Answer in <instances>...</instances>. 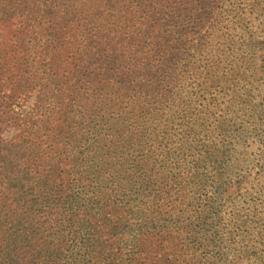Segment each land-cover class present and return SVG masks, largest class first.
<instances>
[{
    "label": "trees",
    "instance_id": "obj_1",
    "mask_svg": "<svg viewBox=\"0 0 264 264\" xmlns=\"http://www.w3.org/2000/svg\"><path fill=\"white\" fill-rule=\"evenodd\" d=\"M263 75L264 0H0V264H264L215 114Z\"/></svg>",
    "mask_w": 264,
    "mask_h": 264
},
{
    "label": "rangeland",
    "instance_id": "obj_2",
    "mask_svg": "<svg viewBox=\"0 0 264 264\" xmlns=\"http://www.w3.org/2000/svg\"><path fill=\"white\" fill-rule=\"evenodd\" d=\"M247 81L248 82L245 83L246 86L243 84V87L248 91L246 90L240 91V94H242L241 97L246 96L245 98L249 99L250 102L241 101L240 99L239 101L234 103V105L229 106L230 104L229 98L231 96L229 94V98L227 99V101L224 104H220L217 107V109H215V114H219V112L221 111L220 106H223L224 113L228 114L229 113L228 107H230L231 113L229 114L230 115L232 114L234 116L233 118L235 120V128L239 129L241 127L240 132H235V133L237 135L239 133L240 134L242 133L243 136H245V140L243 138L242 142L236 144L237 145L236 149L233 147L230 149L231 163L229 167L231 169L232 177L235 178L234 176L244 175V174L246 175V173H249V175H246L247 176L245 180L246 182H244L242 185L243 187L240 190L239 194L241 195L239 196V198L233 199L230 204L225 203L223 205L222 211H223L225 219H228L226 217H228L229 213H232V212L237 211L243 214V212L248 210L246 209L247 207L246 202L251 201V200L258 202V206L256 208L258 212H261L262 210H264L262 209L264 205V178H257L255 168H254V164H256L257 160H260L264 156V149L259 148L260 139L258 136H256V132L248 128L249 121L251 120L250 118L254 114V110H258L262 108L261 106H259L258 103L261 102L262 98H264V75L262 77H259L256 81L252 83L250 82V80H247ZM33 102H34V99L32 95L21 106L20 114L21 113L23 114L28 111V115H30L31 119L35 121L34 124L38 126V124H41L40 119L46 116V113H44L43 111H45V109L48 107L43 106L42 109L35 107L36 109L34 108V110L31 111V107H33V104H34ZM7 123L8 122H6V124ZM9 130L10 129L7 128V132H9ZM261 146L264 148V145H261ZM34 178L35 177L33 176V179ZM249 223H251V221L247 222L246 224H249ZM15 227H17V224H15L13 228ZM245 227H247V225L246 226L243 225L241 229L244 230ZM13 228H10V229H13ZM34 228H37L38 230L42 232L47 231L45 228L39 227V222H36L33 224L32 229ZM256 228H257V225L254 224L252 229L256 230ZM241 232H242L241 230H237V233L240 234ZM246 234H248L250 238H247L245 236ZM250 234L255 235V232L253 233L242 232V235L245 236L244 239L246 240H251L252 235ZM17 243H20L19 238L17 239Z\"/></svg>",
    "mask_w": 264,
    "mask_h": 264
}]
</instances>
